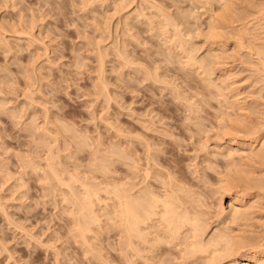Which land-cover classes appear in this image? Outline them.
<instances>
[{
    "label": "bare ground",
    "instance_id": "1",
    "mask_svg": "<svg viewBox=\"0 0 264 264\" xmlns=\"http://www.w3.org/2000/svg\"><path fill=\"white\" fill-rule=\"evenodd\" d=\"M17 1L9 3L16 7ZM86 1H102L119 15L111 46L103 49L96 42L100 95L112 103L116 93L105 77L110 61L115 63L111 71L121 72L117 83L150 100L140 110L127 104L130 120L124 128L113 121L116 115L102 116L100 121L116 135L110 140L80 136L75 124L72 137V123L52 130L48 115L42 126L29 116L26 129L50 139L35 172L42 171L49 194L66 202L76 226L72 241L85 264H264V0H189L188 8L182 6L186 0ZM59 2L50 1L49 9L58 15L64 14ZM1 16L0 49L5 52L23 39L30 46L49 37L44 13L20 12L17 22ZM49 46L44 47L49 51ZM157 90L165 100L153 101ZM64 135L77 143L82 139L80 152L92 148L87 172L75 162L78 152L66 160H75L72 167L65 166L58 148Z\"/></svg>",
    "mask_w": 264,
    "mask_h": 264
},
{
    "label": "rangeland",
    "instance_id": "2",
    "mask_svg": "<svg viewBox=\"0 0 264 264\" xmlns=\"http://www.w3.org/2000/svg\"><path fill=\"white\" fill-rule=\"evenodd\" d=\"M5 1L0 0V3L2 2L0 5V16H5L7 21L10 22H17V18L20 12L23 15H32V13H36V15L38 16H43L44 13L45 22L43 23V25L45 26L46 30L50 29V32L48 31L47 34L50 38H44L43 41H37L30 46H27V41H25L26 39H23L21 43L19 42L20 46L22 47H15V51L13 50L12 52H5L4 50L0 49V168L2 166L3 169H6H4L5 172L0 171V176H2L0 177V264H85L86 261L84 260L81 251L77 249L78 245L75 244L74 241H72V236L76 229V226H73L75 224L72 221V217H70L72 216L71 214H69L70 210H66V202L62 201L64 200L62 196H59V198L49 194V191L45 189V187L47 188V182L45 181L44 183L43 178L40 177L43 176L41 173L42 171H39L38 169L35 172V168H39V165H43V159L46 158V155L44 156V154H46L45 144L48 143L50 139H46L47 141L43 140L40 136L38 137L37 133L39 132H33L34 129H30L31 132H29L30 130H27L30 122V117H37L35 126H42V122H44V125L45 121L47 122V120H44L43 118L46 119L48 117L49 122L55 121V123L51 122L52 125L48 124V127H51L52 130L53 128L54 130L55 128H59L64 123L70 126L72 123L73 126L74 124L75 126L77 125V129L74 126V130L72 129L70 133H68L69 136L71 134L74 135L73 132L76 129L77 134L80 136H83V134L80 133L84 132V134H86L87 136H91L92 140L97 138L99 135H102L105 140H107L109 138L111 139V137L114 138L113 136L115 134L106 127L104 122L100 121V118H102V116L107 117V112L110 113L111 116L113 115V117H115L116 115L117 118H115L113 121H115L118 126L123 127V125L125 126L127 121L130 120V118L127 117L128 110L124 108L128 107L129 104L134 103L132 107L136 110H140V105L143 102L147 103V100H150L148 98L149 95L143 98L142 94L141 96H139L138 94H131L124 88L122 82L118 81L117 83L116 78L121 72H119V70L117 75V73L111 71L113 70V66L115 63L112 62L113 66H111L112 64L110 61H108L105 66V73H107L105 74V77L106 80H108L107 82L110 84L109 89L113 88L110 90H112V92L115 91L119 95H117L118 97L115 98V93L111 103V101H106V98L99 93L100 89L99 87H97L99 85L97 76L100 60L98 57V50H95L98 49L96 42L101 41V43H103L101 45L104 46L103 49H106L111 46L110 43L117 35L115 34L116 30L114 29L116 28L115 26L119 21V15L117 16V14H114L113 7H107L108 5H104L102 1L101 3L99 1L93 3V5H89L91 3H88L86 0H60L61 2L59 3L64 4L62 5V7L64 6V10H62V12L64 11V14L60 13V15H58L56 13L59 12L50 11L53 9L52 4L50 5V1L52 0H50L49 2L48 0H16V5H18L16 7H13L12 4L9 3L11 2V0H8V3ZM186 1L187 2L182 5L184 8L187 7V4L189 5V0ZM3 2H5L6 4H4ZM5 5H7L8 7ZM87 8L88 10H86ZM200 10L196 11L198 12V14L202 15L204 12ZM201 12L203 13L201 14ZM122 13H125V11L121 12L120 16L123 15ZM204 16H202L201 18V21L203 22L206 19V15ZM109 17L112 18L110 19ZM105 18L109 19V21ZM102 22L108 23L109 26L107 25V27H105L103 25V27L99 29L100 27L98 23ZM96 25H98V27ZM113 25L114 28H112ZM39 29H35V32H37V30ZM94 29H98L97 32ZM110 34L112 36L115 35V37H110ZM8 37L11 40H16V38L12 36ZM105 37L107 40L105 39ZM43 43L46 45H50L49 51L46 50V47H44L46 45H44ZM35 48H39V51L37 52L38 54L35 52ZM140 49L141 48H139V51H141ZM32 52L33 54H30ZM135 96L137 97L135 98ZM159 96H161V94L160 91L157 90V95L152 98L153 101H161L166 99H163V95L161 97ZM30 97H32V101ZM35 99H37L38 102L37 100L35 101ZM28 100L30 101V103ZM132 100L134 101L132 102ZM113 101L116 104L113 103ZM109 102L110 106L112 105L113 107L111 106L109 108ZM2 103L5 104L6 110L5 108H2V106L4 105ZM48 108L49 110L47 111ZM116 110H120L118 114H116ZM111 112H113V114ZM46 115L48 116L46 117ZM50 115H52L53 117L51 116V118ZM54 115L57 116L54 117ZM19 117L21 118V121ZM116 119H119V121ZM73 135L71 136L73 137ZM34 136L35 138L37 137L36 140ZM64 136L65 137L62 138L60 142L61 144L59 143L58 148L62 147L60 149L62 150L61 152H63L65 155L67 152L68 155H64L65 159L64 157L61 158L63 159V161L65 160V163H68L71 158H74L75 153L78 152L77 158H79L78 160L80 161H75L73 159L72 161H75L79 166L82 164L80 166L81 170L87 172V166L89 164L90 158L89 156L91 153L90 151L92 150V148L90 147V149H88L89 146L88 148L86 146V151L85 149H83L80 152V150L78 151L77 148H79L82 139H78V144L77 139L72 140V138L70 139L69 136ZM114 139H116V137ZM69 140L72 143H70ZM35 141L37 142V147ZM38 142H41L39 143L41 145H39ZM63 142H66L67 145L66 143L63 145ZM73 145L74 147H72ZM71 148H74L72 152ZM37 151L39 152V154ZM63 153L61 154V156H63ZM78 156H82V158ZM19 157L21 160L18 159ZM86 157L88 161L87 159H84ZM82 159L83 161H81ZM24 160L26 161V163H31L32 167L35 166L34 169H32V167H27L28 169H26ZM72 161L65 166L72 167ZM85 165H87V168L85 167L84 169ZM7 171L10 173H8ZM6 173H8L10 177L7 176ZM16 174L20 177V179ZM21 178L23 183L21 182ZM25 181L26 183H29L26 184L24 183ZM17 182L19 183L17 184ZM61 202L64 205H62ZM2 207H4L5 210ZM69 232L71 234H69ZM103 237V242L105 241L104 244L107 245L109 238L106 236V234ZM64 246H66L67 248H64ZM64 249L65 251H63ZM56 251L58 255H56ZM59 252L61 253L59 254ZM57 256L61 257L59 258ZM69 256L74 260L69 259Z\"/></svg>",
    "mask_w": 264,
    "mask_h": 264
}]
</instances>
